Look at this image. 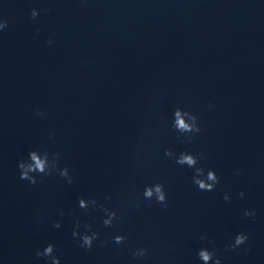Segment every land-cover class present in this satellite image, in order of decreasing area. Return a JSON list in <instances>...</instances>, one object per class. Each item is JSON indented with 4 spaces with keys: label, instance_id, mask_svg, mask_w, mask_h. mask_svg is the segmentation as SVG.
<instances>
[{
    "label": "water",
    "instance_id": "95a60500",
    "mask_svg": "<svg viewBox=\"0 0 264 264\" xmlns=\"http://www.w3.org/2000/svg\"><path fill=\"white\" fill-rule=\"evenodd\" d=\"M3 19L0 264H47L36 252L49 243L61 264H203V247L222 264H264V0H0ZM177 107L199 118L191 143L172 129ZM37 148L58 152L74 182L21 180L18 163ZM165 148L203 153L216 190L200 191ZM157 182L167 209L143 198ZM80 197L120 219L105 228ZM76 220L108 246L79 247ZM241 232L248 243L226 250ZM141 247L149 255L134 258Z\"/></svg>",
    "mask_w": 264,
    "mask_h": 264
},
{
    "label": "clouds",
    "instance_id": "9594fccd",
    "mask_svg": "<svg viewBox=\"0 0 264 264\" xmlns=\"http://www.w3.org/2000/svg\"><path fill=\"white\" fill-rule=\"evenodd\" d=\"M40 14V11L36 8L31 10V18L36 19ZM8 21L6 19L0 20V32L8 28ZM49 45L53 43L51 39L47 41ZM36 115L44 116V113L37 111ZM172 129H174L179 135L177 139L181 142L191 143L196 135L202 132L199 118L191 111H186L180 107H177L173 112ZM185 137L187 140L185 141ZM52 138V137H50ZM164 155L170 159H174L175 163L180 166H187L188 168L194 169V175L192 181L198 186L200 191L212 192L216 190V186L220 183L221 177L217 175L214 169H205L204 167L198 166L200 162L205 159L203 153L194 154L187 151L180 152L177 154L171 148L164 149ZM20 170V179L29 182L31 185L43 183L46 177H51L54 173H58L60 177L64 178L66 182L71 185L74 182L73 176L70 173L69 167L65 165L63 168L60 167V154L51 153L47 150L41 151L39 148L29 151L28 158L21 159L18 163ZM143 198L149 203L155 201L161 205L162 208L167 209L169 207L168 193L163 183H155L146 185L143 191ZM241 197L245 195L243 191L239 193ZM111 199V197H107ZM223 199L230 201L231 197L225 194ZM79 208L87 212L89 209L103 211L105 218L103 219V225L105 228H111L114 226L120 217L118 213L102 203H98L95 198H84L80 197L78 200ZM140 201L135 202V207L139 208ZM60 216L64 215V212L59 213ZM75 215V213H73ZM245 217L255 218V210H245ZM62 225L60 222L54 223L53 227L60 228ZM83 227L85 231L83 234L80 229ZM73 238L78 242L79 247L90 251L94 245L99 242V247H107L108 241L102 240L100 233L93 230V226L90 223L81 224L80 220H76L73 232ZM128 239L125 235H116L112 238V243L116 245L124 244ZM201 240L207 239L206 236H201ZM249 241V236L243 232L238 233L234 237V242L226 245V250L236 251L243 245H246ZM57 247L54 243H49L42 251L36 252L37 257L45 258L47 264H61L60 257L56 255ZM149 255V249L147 247L137 248L132 252L134 258H145ZM197 256L203 264H222L221 258L217 254L215 248L209 249L207 247L201 248Z\"/></svg>",
    "mask_w": 264,
    "mask_h": 264
}]
</instances>
